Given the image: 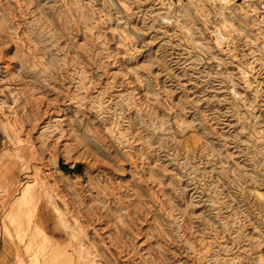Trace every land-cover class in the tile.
<instances>
[{"label":"rangeland","instance_id":"374dc122","mask_svg":"<svg viewBox=\"0 0 264 264\" xmlns=\"http://www.w3.org/2000/svg\"><path fill=\"white\" fill-rule=\"evenodd\" d=\"M0 116L17 264H264V0H0Z\"/></svg>","mask_w":264,"mask_h":264},{"label":"crops","instance_id":"0c3cea01","mask_svg":"<svg viewBox=\"0 0 264 264\" xmlns=\"http://www.w3.org/2000/svg\"><path fill=\"white\" fill-rule=\"evenodd\" d=\"M2 150L0 140V152ZM1 157V155H0ZM13 182V181H11ZM23 189H14L10 183L4 185L3 190H0V264H17L18 259L26 261L25 249L35 246L41 242V238H30L33 230H38L51 242L61 239V235H58L54 229L53 221L50 211L46 209V205H40L37 210L32 211V222L29 224L27 219L28 211L26 209H18L14 211L13 206L20 200ZM15 212L17 223L13 226H9L8 233L6 234L5 217L10 213ZM26 232V237L21 241L17 238L16 234L21 231Z\"/></svg>","mask_w":264,"mask_h":264},{"label":"bare ground","instance_id":"6f19581e","mask_svg":"<svg viewBox=\"0 0 264 264\" xmlns=\"http://www.w3.org/2000/svg\"><path fill=\"white\" fill-rule=\"evenodd\" d=\"M11 43V42H10ZM10 63V62H9ZM5 64V63H4ZM23 86V85H22ZM21 87V86H20ZM33 106V105H32ZM40 109V108H39ZM40 112V111H39ZM6 114V113H5ZM1 117V116H0ZM46 117V116H45ZM41 118V117H40ZM44 118V117H43ZM45 119V118H44ZM36 120V119H35ZM10 124V123H9ZM37 124V123H36ZM12 125V124H11ZM38 125V124H37ZM36 125V126H37ZM25 129V128H24ZM39 129V128H38ZM25 131V130H24ZM2 142H3V140H2ZM37 160H39V159H37ZM32 161V160H31ZM35 167V166H34ZM33 170H35L34 168H33ZM39 173V172H38ZM28 187H30V184H27V186L25 187L26 189L28 188ZM108 236V235H107ZM135 248V247H134ZM136 250V249H135ZM135 257V256H134ZM141 257V256H140ZM142 258V257H141Z\"/></svg>","mask_w":264,"mask_h":264}]
</instances>
